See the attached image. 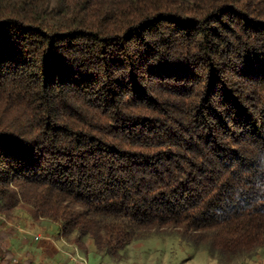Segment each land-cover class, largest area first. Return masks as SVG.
<instances>
[{
    "label": "trees",
    "instance_id": "obj_1",
    "mask_svg": "<svg viewBox=\"0 0 264 264\" xmlns=\"http://www.w3.org/2000/svg\"><path fill=\"white\" fill-rule=\"evenodd\" d=\"M13 211L109 254L165 227L264 252V0H0Z\"/></svg>",
    "mask_w": 264,
    "mask_h": 264
},
{
    "label": "rangeland",
    "instance_id": "obj_2",
    "mask_svg": "<svg viewBox=\"0 0 264 264\" xmlns=\"http://www.w3.org/2000/svg\"><path fill=\"white\" fill-rule=\"evenodd\" d=\"M3 219L0 241L8 249L11 264H203L212 255L205 247H195L171 227L152 229L115 254L99 250L90 238L76 242L75 234L64 236L60 223L33 218L22 211ZM38 236V238H37ZM224 264H264V252ZM228 262V263H227ZM3 264H6L5 262Z\"/></svg>",
    "mask_w": 264,
    "mask_h": 264
},
{
    "label": "crops",
    "instance_id": "obj_3",
    "mask_svg": "<svg viewBox=\"0 0 264 264\" xmlns=\"http://www.w3.org/2000/svg\"><path fill=\"white\" fill-rule=\"evenodd\" d=\"M204 259H206V263L203 264H220L217 257H214L213 255H208Z\"/></svg>",
    "mask_w": 264,
    "mask_h": 264
},
{
    "label": "built area",
    "instance_id": "obj_4",
    "mask_svg": "<svg viewBox=\"0 0 264 264\" xmlns=\"http://www.w3.org/2000/svg\"><path fill=\"white\" fill-rule=\"evenodd\" d=\"M37 238H38V236H37Z\"/></svg>",
    "mask_w": 264,
    "mask_h": 264
}]
</instances>
